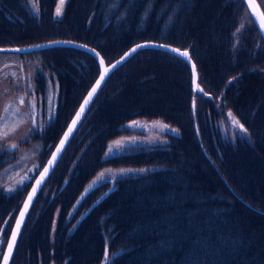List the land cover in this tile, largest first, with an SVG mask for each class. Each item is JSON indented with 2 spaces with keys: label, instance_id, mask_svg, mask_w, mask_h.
I'll list each match as a JSON object with an SVG mask.
<instances>
[{
  "label": "trees",
  "instance_id": "16d2710c",
  "mask_svg": "<svg viewBox=\"0 0 264 264\" xmlns=\"http://www.w3.org/2000/svg\"><path fill=\"white\" fill-rule=\"evenodd\" d=\"M63 2L60 13L59 0H0V45L66 39L93 46L110 63L143 40L168 43L188 49L199 77L215 74L209 84L226 83L235 100V109L229 102L228 109L202 112L196 110L198 101L195 110L193 101L176 105L174 89L171 95L161 93L172 84L181 98L186 87L168 59L189 66L162 50H142L118 66L92 103L87 123L93 132V180H105L99 186L115 180L108 187L116 188L93 212L98 219L81 223L77 252L92 257L107 242L114 252L120 250L116 264H264V71L250 59L260 44L254 46L249 29H238L241 10L234 9V0ZM20 56L40 60L43 74L49 70L56 76L64 101H71L73 91L77 106L100 73L92 56L73 48ZM263 61L261 55L257 62ZM138 118L164 120L177 131L163 143H141L136 154L133 137V149L127 143L106 158L113 135ZM243 126L249 136L238 139ZM109 169L115 174L106 175ZM43 231L50 233L47 227ZM93 238L101 242L96 245ZM42 241H33L35 252ZM55 257L60 259L57 251ZM21 261L18 251L13 264Z\"/></svg>",
  "mask_w": 264,
  "mask_h": 264
},
{
  "label": "flooded vegetation",
  "instance_id": "af4514ba",
  "mask_svg": "<svg viewBox=\"0 0 264 264\" xmlns=\"http://www.w3.org/2000/svg\"><path fill=\"white\" fill-rule=\"evenodd\" d=\"M25 58V57H24ZM28 59V58H26ZM40 61V60H38ZM41 63V62H40ZM44 70V69H43ZM35 79L38 83L37 90L34 89L31 96H34L33 100L38 103L37 107V117L40 121V126L35 128L34 130H29L27 136H31L34 141H36V145L39 147V150L36 154L37 158L35 162L41 159L40 165L37 167V170H42L45 164L48 162V158L53 155L54 149L56 150L60 139L68 128L69 123L73 117L74 111L77 108V105L73 108L70 115L67 117H60L59 114H55L51 111L49 104L46 103V92L48 88L45 87V78L41 72L35 75ZM57 82V81H56ZM61 91V99L64 101L63 89L54 88V91ZM71 101L76 104V96L73 91L70 92ZM99 103V102H98ZM100 104V103H99ZM88 112V111H87ZM86 112V114H87ZM229 114L228 111H225ZM92 107H90V112L86 116L82 125L74 132L72 137L70 138L67 148L63 157L61 158L58 165L48 173L47 178L44 180L42 185L40 186L38 192L35 197L38 204L30 205L27 215L25 217L24 223L20 230V233L17 237V241L15 243L14 252L11 256L9 264H13L14 258L18 251H20L22 255V261L20 264H68L66 258V252H69L67 256H71L76 262L80 264H116L118 259V254L120 250L111 249L109 244L106 242L105 248L102 250L101 254L96 253L93 258L87 259L86 257L81 256L76 250V233L80 232L82 229L81 223L86 220L89 222L91 219L95 218L96 215L92 212V209L106 200L110 193L116 188L113 186H109L115 180L111 181L108 179L104 184L97 188H101V191L93 196V192L95 189L93 187L90 190H84V196L78 198L76 197V193L79 194L81 189H86V184L89 179L93 176L92 172V143H93V132L91 127H87V123L92 119ZM61 118V121H56L55 118ZM218 118L216 117L214 120L215 128L217 133L223 132V129H219L217 127ZM229 122V121H228ZM129 127L132 128H124L121 126L119 131L113 136H121V135H129L133 137L135 135L145 136V129L139 128L137 122H132ZM236 127L231 131L233 132ZM226 130V128H225ZM229 132V131H227ZM229 132V134L231 133ZM141 136V137H142ZM238 139H247L249 136L248 131L243 126L240 132L236 135ZM116 137V138H117ZM114 138V139H116ZM113 139V140H114ZM137 141V146L135 150V154L137 151H140L141 146H139L142 142L135 138ZM12 140V139H11ZM112 140V141H113ZM110 142L107 148V152L111 155L114 154V151L119 147L115 146L113 142ZM153 144L163 143L161 141H157L155 138H152ZM150 141V142H152ZM130 143L129 141L124 142L122 145ZM15 145V147H13ZM151 145V144H148ZM145 145V146H148ZM8 148L14 149V151H8ZM44 150H52V154L46 155L44 154ZM17 146L15 143L7 146H0V176L3 172L8 173L12 171L13 165H18L23 163L22 156L17 155ZM30 152L33 153L31 149ZM134 154V155H135ZM49 158V159H50ZM74 160V165L78 166L77 173L72 174L70 172V163ZM110 162V161H109ZM115 162V160H114ZM133 164H138V160L131 161ZM113 165V164H112ZM45 168V167H44ZM20 174L17 176V172L14 175H11L9 179L0 177V223L3 220V215H5L3 222H6V225L0 228V264L3 263L4 256L11 245L12 235L15 230V224L18 219L19 214L21 213L23 202L25 198L29 195L30 191H32L34 184L36 183L39 176L43 173L44 169L34 177L32 175L30 180H27L24 185L21 186L20 182L27 177V170L25 169V165L21 166ZM135 173V170L132 172ZM115 172H110L108 176L114 175ZM91 176L87 179H84L83 176ZM69 176V179L65 177ZM14 178V179H12ZM65 179V180H64ZM105 180H102L100 183H103ZM98 183V184H100ZM12 188V189H10ZM22 191V197L17 202H12L7 199V196L15 191ZM53 194H57V196L52 197ZM34 197V198H35ZM78 199V200H77ZM34 200V199H33ZM79 201V203H78ZM33 202V201H32ZM9 203V204H8ZM81 204L83 206V210H76V205ZM72 205V206H71ZM70 209H68V207ZM88 208V209H86ZM37 213L35 214V211ZM70 211L73 214V218H63L62 215L66 211ZM35 214V215H34ZM47 215L45 224H41L39 230L42 231L43 227H47L50 230V233H44V240L49 239L54 234H60L58 244L60 246H50L48 247L47 254L44 253L41 249V244L39 243L38 252H35L36 248L33 247L35 240L39 239V233L36 229H33L36 225H38L42 218ZM31 224H33L31 226ZM71 230V234L63 233L65 231ZM69 238H73L74 243L72 245L67 244L64 249L60 248L64 241ZM59 254L60 259H56L55 253ZM72 254V255H70ZM46 255L48 257H46ZM77 255V256H75Z\"/></svg>",
  "mask_w": 264,
  "mask_h": 264
},
{
  "label": "rangeland",
  "instance_id": "374dc122",
  "mask_svg": "<svg viewBox=\"0 0 264 264\" xmlns=\"http://www.w3.org/2000/svg\"><path fill=\"white\" fill-rule=\"evenodd\" d=\"M59 1H60V8L58 7L57 12L61 13L63 6H64V2L61 0ZM258 1L264 10V3H261V0H258ZM234 2L237 4L233 6L234 9L236 10V8L238 9L239 7L241 10L240 17L242 19L240 20L238 24V29H241V30L249 29L252 32V39L254 42V46H256L258 43L260 44V47L255 53V56L250 57V59L253 62L257 63L258 69L262 72L264 71V61L263 62H257V61L260 59L261 55H264V43L262 42V38L259 32L254 27L253 21L250 18L251 16L249 14V11L245 3L243 2V0H234ZM143 41H147V40H143ZM233 46L235 48V44H233ZM61 47H64V46H61ZM79 50L89 54L90 56H93L84 50H81V49ZM165 52H168V51H165ZM172 55H175V54H172ZM175 56L177 58H180L177 55ZM169 61H171L173 64L172 68L176 69L179 72V74H181V79H180L179 84L182 87L183 85L186 87L185 88L186 92L184 89L182 93L178 90L180 92V96H181L180 98L179 96H177L176 91H175L176 90L175 87L178 88V86H174L170 84V85H167V87L161 93L162 95H171V91L174 89L173 99L176 102V105L178 103L180 107L185 102L195 101V104H196V101H198L200 103H199V107L196 110L200 112H202V110L204 109L215 110L218 107H224L228 109L229 102H230V108L235 109L234 108V105H235L234 97L231 91L228 90V86L226 83L216 85L215 87L209 84L212 80H215L216 78L215 74L211 78L199 77V82L207 94L203 92H197L194 89L193 84H192L191 70H189L190 67L189 68L185 67L181 63L180 60L175 59L173 57L169 58L168 62ZM184 63L186 64L185 61ZM38 71L43 74V68L41 66L40 61L36 59H26L24 57H21L20 54L15 53V52H0V146L12 145L13 143H15L17 146V151H16L17 155L22 156L23 158V163H20L16 166L13 165L12 171H9L8 173L3 172L0 177L9 179L10 176L14 175L16 172H17L16 175L18 176L21 172L19 171L21 166L25 165V169L27 170V177H25L24 180L20 182L21 186H23L27 180H30L32 175H34L35 177L38 174V172L41 173V171L44 169V167L48 163L47 162L45 164L42 170L41 169L37 170V167L41 163V159L39 158V161L36 164L35 159L37 158V156L35 153L38 152L39 147L36 145L37 142L34 141L31 136H27L28 131L30 129L34 130L35 128L40 126L39 118L36 116L37 107L39 106H38V103L33 100L34 96H31L34 89L37 90L38 88V83L35 79V75L38 73ZM98 73H99V70H98ZM43 76L46 82L45 87L48 88L46 92V103L49 104L51 111H53L55 114H59L61 118L69 116L76 104L73 101H70V102L62 101L61 91L60 90L54 91V88H57L56 87L57 78L55 75L53 77L51 75V72L49 70H46L45 75L43 74ZM232 79L233 78L231 77L228 82H231ZM209 94H211V96ZM231 97L233 98V101L231 100ZM201 98H203L204 100L203 102L200 100ZM89 112H90V108L87 114L85 112V114L83 115L82 119L80 120L74 132L82 125V123L84 122ZM61 118L56 117L55 120L59 122L61 121ZM163 123L164 122L160 119H149V118L140 119L139 128H144L146 131L145 136H142V135L141 136L145 139L155 138L156 140H162V141L166 140V137L165 136L163 137V135H166L169 138L171 132L164 133L166 126H164ZM127 126L129 130L132 129L129 127L130 125H127ZM232 129H234V127H232ZM5 131L8 132L7 135L4 134ZM197 131L198 133H200L198 127L196 130V134H197ZM193 135L195 136V133H193ZM177 136H180V135H177ZM126 141L130 142L129 149L131 148L133 149V146L131 143L132 137L130 135H126V137L118 138L113 143L115 146L120 147ZM117 142H119V144H117ZM67 144L64 147L63 151L61 152L52 170L58 165L61 158L63 157L65 150L67 148ZM31 149L33 150V153L30 152ZM51 152L52 150H44V154L48 155V157L50 154H52ZM105 157L106 158L110 157V154L107 151L105 152ZM49 158H48V161H49ZM77 171H78V166H75L74 160H72L70 163V172L74 174V173H77ZM115 171H116L115 169H109L107 172L110 173V172H115ZM92 172L94 173V171ZM89 177L91 176L90 175L83 176L84 179H87ZM65 178L69 179V176H66ZM92 182H93V176L87 182L86 187L91 185ZM26 185L27 184H25L24 187ZM100 191H101V188L95 189L93 192V196L98 194ZM55 196H57V194H53L52 197H55ZM77 196H78V193H76V197ZM21 197H22V191L17 189L11 192L7 196V199L15 203L19 201ZM204 197L206 198V196ZM32 204H38L36 197L34 198ZM137 205H140V204H137ZM83 209L84 208L81 204L76 205V210L81 211ZM96 209H98V206L94 207L92 209V212ZM37 211L38 210L35 211V214L37 213ZM62 217L72 219L73 214L67 210L66 212L63 213ZM46 218H47V215L44 216L41 222L33 228L38 231L39 238L44 237V231L43 230L40 231L39 227L41 226V224L42 225L45 224ZM251 236L252 238L255 237L253 233L251 234ZM59 237H60V234H54L49 239L42 241V246H41L42 251L47 254L48 247L50 246L56 247L58 244ZM92 241H94L97 245V243L101 242V239L93 238ZM73 243H74L73 238H69L66 241H64V243L62 244L60 248L64 249V247L67 244L72 245ZM58 246H60V243L58 244ZM68 254L69 252H66V258H67L68 264H80L76 262L71 256L70 257L67 256ZM46 257L48 256L46 255ZM93 257L94 256L86 257V258L90 259ZM106 264H108V262Z\"/></svg>",
  "mask_w": 264,
  "mask_h": 264
},
{
  "label": "water",
  "instance_id": "95a60500",
  "mask_svg": "<svg viewBox=\"0 0 264 264\" xmlns=\"http://www.w3.org/2000/svg\"><path fill=\"white\" fill-rule=\"evenodd\" d=\"M244 1H245V4H246V6H247V8H248L253 20H254L259 32L261 33V35H262V37L264 39V28L261 27V17H264V12H263L258 0H244ZM54 46H72V47H75L77 49H81V50H84V51L90 53L91 55H93L96 58V60L98 62V65L100 67V74H99L98 79L96 80V82L93 83L91 88L85 94L83 100L81 101L80 105L78 106V108L76 110V113L74 114L73 118L71 119L67 130L65 131V133L61 137L60 142H59L56 150L54 151L53 155L49 159V161H51L53 156L55 155L56 156V160L51 165V167L49 166V161H48L47 165L44 168L43 173L37 179L36 183L34 184V187H33L32 191H30V193L28 195V201H27L26 204L23 205L21 213L19 214L18 219L16 221L15 230H14L13 235H12L13 238H12V241H11V245L9 246V248H8V250H7V252H6L5 256H4L2 264H9V261L11 259V256H12V253H13V250H14V247H15V243L17 241V237H18V235L20 233V230H21L22 225L24 223V220H25V217L27 215L28 209H29V207H30V205H31L36 193L38 192V190H39L40 186L42 185V183L44 182V180L47 178L48 173L52 170V168L56 164V162H57L61 152L63 151L64 147L66 146L68 140L70 139V137L73 134V132L76 129V127L78 126V124H79L80 120L82 119L83 115L85 114V112L89 109L92 101L94 100V98L98 94L99 90L103 86V84L106 81L107 77L118 66L123 64L130 57H132L133 54L139 48L146 47V48H154V49H159V50H163V51H168V52H170L172 54L177 55L178 57L182 58L183 60H185V62L189 65L190 70H191L192 84H193L194 89L197 92H204V88L199 83V75H198V72H197V65H196L194 59L192 58L190 51L188 49H183V48H180L178 46H175V45H172V44H168V43H162V42H157V41H153V40H147V41L139 42V43L131 46L119 58H117L116 60H114L111 63H107V61L103 57V55L96 48H94L93 46H90V45H88L86 43L76 42V41H72V40L58 39V40H53V41H48V42H42V43H39V44L26 45V46H12V47H10V46H0V51L28 52V51H33V50H38V49H43V48H48V47H54ZM133 49H135V51H133ZM97 53L99 55H97ZM185 53H186V55H183ZM101 60H103V64H101ZM118 61H119V63H117ZM113 65H115L114 68L112 67ZM105 69H108V72L106 74H105ZM101 76H104V79L102 81L100 80ZM98 81H100L99 87H97V82ZM93 88H96V92L92 95L91 99L88 100L89 93L92 92ZM85 100H88L87 105H85ZM82 106L84 108V111L81 113V107ZM78 113H80V115H79V118L77 119V114ZM73 121H76L75 124H73ZM69 129H71L70 133H69ZM66 134H67V139H65ZM61 141H64L63 145H61ZM57 149H59V152H57ZM45 169H48L47 173H45ZM30 197H31V199H29Z\"/></svg>",
  "mask_w": 264,
  "mask_h": 264
},
{
  "label": "snow or ice",
  "instance_id": "6c2138e0",
  "mask_svg": "<svg viewBox=\"0 0 264 264\" xmlns=\"http://www.w3.org/2000/svg\"><path fill=\"white\" fill-rule=\"evenodd\" d=\"M261 3H264V0H261ZM250 6H251V5H250ZM261 27L264 28V17H261ZM133 51H135V49H133ZM174 51H175V50H174ZM97 55H99V54L97 53ZM183 55H186V53L183 54ZM117 63H119V61H118ZM101 64H103V60H101ZM112 67L114 68L115 65H113ZM107 72H108V69H105V74H106ZM103 79H104V76H101L100 80L102 81ZM99 84H100V81L97 82V87H99ZM95 92H96V88H93V89H92V92L89 93L88 100L91 99L92 95H93ZM88 100H85V105H87ZM21 102H23V101H21ZM83 111H84V108H83V106H82V107H81V113H82ZM79 115H80V113L77 114V119L79 118ZM75 122H76V121H73V124H75ZM237 123H238V122H237ZM241 127H242V126H241ZM70 132H71V129H69V133H70ZM4 134L7 135L8 132L5 131ZM65 139H67V134H66V136H65ZM63 143H64V141H61V145H63ZM117 144H119V142H117ZM13 147H15V145H13ZM57 152H59V149H57ZM55 160H56V156L54 155L53 158H52V160L49 161V166H50V167H51V165L54 163ZM47 171H48V169H45V173H47ZM29 199H31V197H30Z\"/></svg>",
  "mask_w": 264,
  "mask_h": 264
},
{
  "label": "bare ground",
  "instance_id": "6f19581e",
  "mask_svg": "<svg viewBox=\"0 0 264 264\" xmlns=\"http://www.w3.org/2000/svg\"><path fill=\"white\" fill-rule=\"evenodd\" d=\"M61 1H64V0H61ZM64 47H67V48H73V49H77V48H75V47H72V46H64ZM145 49H148V48H146V47H142V48H139L135 53H134V55L133 56H135L137 53H139L140 51H142V50H145ZM152 49H154V48H152ZM77 50H79V49H77ZM157 50H159V49H157ZM95 60H96V58L94 57V56H92ZM182 59V58H181ZM183 60V59H182ZM185 61V60H184ZM100 70V69H99ZM100 72V71H99ZM197 72H198V70H197ZM198 75H199V73H198ZM191 77H192V75H191ZM98 79V78H97ZM96 79V80H97ZM96 82V81H95ZM94 82V83H95ZM203 93H205V94H207L206 92H205V90H204V92ZM211 95V94H210ZM94 102V100L92 101V103ZM92 103H91V105H92ZM90 105V106H91ZM192 109L193 110H195V101H193V103H192ZM85 190V189H84ZM82 196H84V191L80 194V196L78 197V198H81ZM27 201H28V196L25 198V200H24V202H23V204H26L27 203ZM5 226V225H4Z\"/></svg>",
  "mask_w": 264,
  "mask_h": 264
}]
</instances>
